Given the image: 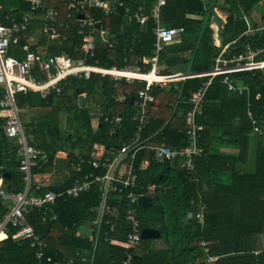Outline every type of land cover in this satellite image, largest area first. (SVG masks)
<instances>
[{
	"label": "trees",
	"instance_id": "trees-1",
	"mask_svg": "<svg viewBox=\"0 0 264 264\" xmlns=\"http://www.w3.org/2000/svg\"><path fill=\"white\" fill-rule=\"evenodd\" d=\"M262 1L166 0L160 7L159 24L184 27V32L160 50L159 74L211 69L224 45L238 37L237 43L227 49V56L245 53V44L249 42L253 48L263 47L264 32L254 37L244 34L248 27L246 17L254 23L253 12ZM49 2H55L61 18H65L61 0ZM111 2L116 5L112 14L99 9L91 12L113 35L112 46L98 41L94 56L85 57L80 50L81 36L73 30L65 41L46 43L47 53L86 58L87 64L101 68L129 70L142 65L141 70L147 72L152 64H143L142 59L155 55L158 22L152 11L157 0ZM211 7H219L226 13L225 44H215ZM140 8L149 15L144 24L129 18ZM261 59L264 60V52L257 56V60ZM224 76L213 77L203 96L202 109L196 114L200 127L197 144L202 152L196 156L193 169L183 166V157L155 159L149 146L163 142L171 147L187 145L186 119L192 108L189 100L208 76L186 77L165 86L154 83L149 91L158 102L148 104L146 123L141 130L146 146L134 158L136 183L121 193H109L108 205L118 210L119 216L103 217L101 234L95 235L97 242L77 234L81 226H91L99 216L97 207L102 193L99 186L93 185L78 197L64 195L54 205L32 207L24 218L25 224L34 229L30 236L14 237L23 225H9L7 237L5 233L0 235L5 237L0 241V264H121L123 249L109 240L123 239L131 230L126 215L129 206L139 211L140 230L148 227L160 231L157 238L141 239L133 264H264V68L233 75L235 85L245 86L242 91L229 89ZM73 78L62 81L59 93L53 91L46 97L35 91L17 95L26 135L43 153L33 168L35 173L43 171L41 165H52L60 150H68L69 164L76 160V150H80L85 158L83 174L101 173L104 167L92 168L89 161L112 158L138 130L139 123L132 117L145 81L127 82L126 78L116 80L92 73L89 78L83 77L87 84L79 85ZM77 89L86 93L87 104L85 101L80 105ZM36 108L40 111L26 121L25 112ZM248 108L258 117L260 132L254 131ZM93 110L96 114L91 115ZM61 113L66 115V129L60 126ZM119 116L120 121L115 123ZM68 145L72 150L67 149ZM17 147L15 139L0 134V178L9 174L4 182L9 192L22 191L25 186ZM144 161H148L145 167ZM72 181L71 177L56 188L43 187L34 193L61 191L71 186ZM149 184L157 186L151 205L141 206L137 200H130L129 193H145ZM9 205L0 198V220ZM203 206L204 218L199 221L196 215ZM108 220L115 223L114 230ZM97 230L98 226L95 233ZM160 241L162 244L157 247L156 242Z\"/></svg>",
	"mask_w": 264,
	"mask_h": 264
},
{
	"label": "built area",
	"instance_id": "built-area-1",
	"mask_svg": "<svg viewBox=\"0 0 264 264\" xmlns=\"http://www.w3.org/2000/svg\"><path fill=\"white\" fill-rule=\"evenodd\" d=\"M28 2L30 3V8L22 12L19 17H15L12 14V10L3 13L2 5L0 4V87L3 89V93L0 94V130L2 128L7 138L15 139L18 142L17 155L21 159L19 171L25 185L22 191L9 192L3 185L4 178H0V198L10 203L8 211L0 220V235L5 233L7 236L9 225H23L13 236L16 238L30 236L33 234L34 229L31 225L25 224L24 218L25 213L32 207L54 205L57 199L64 195L67 197H78L81 193L91 189L93 185H97L102 193L101 204L97 207L99 216L92 221L91 226L89 225L93 229L89 237L97 242L95 235L97 233L101 234L100 227L103 217L110 215L111 218L116 219L119 216V211L108 205L109 193L122 192L125 188L132 187L136 183L137 176L134 172V158L137 151L146 146L142 139L141 130L146 123L148 104L156 102L155 96L149 91L151 86L154 83L165 86L169 82H176L186 77L208 76V80L203 83L199 90L191 94L189 100L192 108L188 112L186 119L187 145L171 147L163 142L149 146L154 153L155 159L164 161L183 157L185 160L183 166L193 169L196 156L201 155L202 152L197 144L198 129L200 127L196 122V114L202 109V100L208 85L212 82L213 77L225 75L224 82L228 84L229 89L244 90V86L235 85L232 74L263 69L264 60H257L256 58L260 53L264 52V46L253 48L250 43H247L245 53H234L227 56L228 47L237 43L238 37L222 48L215 59L216 65L213 68L203 72H178L169 75H158L159 79H149L145 76L147 72L145 73L139 68L134 71V75H124L120 72L125 69L116 67L101 68L90 65L85 62L86 58L76 59L67 53L50 55L44 51H34L31 49L34 44L31 39L23 44L25 55L19 58L11 54V47L21 43V34L27 31L33 24L32 20L37 18H41L43 21V24H41L43 33L47 34L52 40H67L70 32L76 30L81 35L82 46L80 50L85 57L94 56L99 44L98 41L109 46L113 45V35L103 28L102 21L91 12L93 9H99L104 14H112L116 9V5L111 0H61L66 9L65 18H61L59 7L50 4L48 0H28ZM165 2L166 0H157L152 11L158 25L155 29V57L151 62L152 69L148 73L158 74V53L165 44L176 41L184 32V27H166L159 24L160 7ZM129 18H135L141 24H144L148 20L149 15L140 8ZM258 31L264 32V21L259 27L249 29L244 34L251 36ZM143 61L145 63L150 62L146 58ZM92 73H101L103 76H110L116 80L126 78L129 82L136 79L146 81L145 88L139 91L140 102L132 117L139 123L138 130L127 142L123 143L118 153L112 158L106 156L101 160L91 159L89 161L92 168L99 170L104 167V171L101 173L87 172L83 174L85 158L77 153L75 155L76 160L71 162L73 171L71 186L61 191L48 190L42 194H35L34 191L36 189L39 190L41 186L35 181L36 173L33 168L39 163L43 153L40 148L32 144L26 135L22 110L18 104L17 95L20 92L35 91L39 92L42 97H46L53 91L59 93L62 81H65L68 77L83 76L89 78ZM259 96L260 93L257 97ZM247 113L254 131L260 132L262 129L254 111L248 108ZM120 119V116L116 117L115 123L119 122ZM143 164L147 165L148 161H144ZM147 189V194L154 193L156 184L149 185ZM128 197L132 202L138 200V195L133 192L129 193ZM203 209L204 206L196 215L199 221H203ZM126 215L131 230L128 231L125 238L112 237L109 241L111 244L123 249L124 258L121 264H133L138 247L142 242L141 239H143L141 235L142 229H139L140 214L135 207L129 206ZM107 224L111 225V230L115 229L114 222L110 223V220H108ZM97 226L98 230L95 233ZM4 238L0 237V241Z\"/></svg>",
	"mask_w": 264,
	"mask_h": 264
},
{
	"label": "crops",
	"instance_id": "crops-1",
	"mask_svg": "<svg viewBox=\"0 0 264 264\" xmlns=\"http://www.w3.org/2000/svg\"><path fill=\"white\" fill-rule=\"evenodd\" d=\"M50 1V0H49ZM1 4V3H0ZM50 4H53V5H55V2L54 3H52V2H50ZM2 5V4H1ZM16 5V4H15ZM57 6V5H56ZM16 7H17V5L16 6H11L9 9H7V10H5V8L3 7V5H2V11H3V13H7V12H9L10 10H12V14L15 16V17H19L20 15H21V13L22 12H24V11H27L29 8H30V3L28 2V0H26V5L24 6V7H21L20 8V10H17L16 9ZM58 7V6H57ZM13 8H14V10H13ZM256 8V7H255ZM264 12H262V13H260L258 10H254V12H253V18H255V20H254V23L248 18V17H246V20H247V24H248V27H247V30L246 31H248L249 29H253V28H257V27H259L262 23H263V14ZM225 17V16H224ZM33 21V24L31 25V27L32 28H37L36 30H38L36 33H38V32H41V33H43V31H42V29H41V24H43V21L41 20V18H37V19H33L32 20ZM35 21H40L39 23H34ZM214 22H212V28H213V30H214V38H215V44H217V45H219V39H218V34H217V29H216V24H213ZM73 31V30H72ZM76 31V30H75ZM245 31V32H246ZM260 34V33H263V31H258V32H255L253 35H251V36H249V37H254V36H256L257 34ZM43 34H45V33H43ZM70 34H71V32H70ZM76 34H78L77 33V31H76ZM47 35V34H46ZM79 36H81L80 34H78ZM48 36V35H47ZM70 36V35H69ZM246 36H248V35H246ZM36 37V38H35ZM35 37L32 35L29 39H31L32 41H33V45L31 46V49L32 50H34V47H36V49L37 50H39V51H44V52H47V50H46V43L45 44H42V42L41 41H39L38 40V38H37V34L35 35ZM49 37V36H48ZM69 38V37H68ZM22 42L20 43V44H17V46H20L21 48H22V50L24 51V53L22 54V56H24L25 55V49H24V47H23V44L25 43V42H27L28 41V39L27 38H25L24 36H22ZM239 39V38H238ZM49 41L50 42H52V41H61V40H52L50 37H49ZM63 41H65V40H63ZM250 43V42H249ZM246 45L247 44H245V52H246ZM251 45V44H250ZM33 47V48H32ZM34 51H36V50H34ZM159 54V53H158ZM16 56V55H15ZM158 56V55H157ZM18 57V56H17ZM155 57V55L153 56V57H144V58H146V59H148L150 62H148V63H145L144 61H143V59H142V62H143V64H149V63H151L152 61H153V58ZM257 59V58H256ZM152 64V63H151ZM215 65H216V62H215ZM214 65V66H215ZM145 67V66H144ZM143 67V68H144ZM142 69V65H141V68H140V66H137L135 69H133V68H131V69H129V71H133V70H137V69ZM152 69V66H151V68L148 70V71H150ZM159 70H160V67H158V65H157V71H158V73H159ZM150 73H153V72H150ZM147 74V73H146ZM155 75H156V77H154L153 79H157V77H159L158 76V74H156V73H154ZM102 75V74H101ZM103 76V75H102ZM110 77V76H109ZM111 78V77H110ZM113 79V78H112ZM121 80V79H120ZM126 81L127 82H129L127 79H126ZM137 81H139V82H144V81H141V80H137ZM239 84H241L242 82L240 81V82H238ZM245 87V86H244ZM143 89V88H142ZM84 96H85V98H86V93H84ZM139 97V96H138ZM85 98H84V104H85ZM121 98V97H120ZM140 99V98H139ZM158 101H157V99H156V102L155 103H157ZM88 103V101H86V104ZM83 104V105H84ZM36 109H39V108H36ZM36 109H34V110H36ZM99 110V109H98ZM95 110H93V111H91V115H93V114H96L95 112H94ZM63 113H61L60 114V116L62 115ZM64 116H65V121H66V115L64 114ZM62 124V123H61ZM2 135V134H1ZM175 147H177V146H175ZM69 149L70 150H72V147L70 146L69 147ZM58 152V151H57ZM68 150L66 151H63V150H60L58 153H60V155H56L55 154V157H54V162H53V164L51 165H49V166H46V167H43V165H41V169H43V171L42 172H37L36 173V177H35V181H36V183L37 184H39L40 186H41V188H43V187H53V188H56L57 186H59L60 184L62 185L66 180H69V176L71 175V173H73L71 170H72V168H71V166H70V164L68 163V160L67 159H65V155L67 156L68 155ZM65 153V154H64ZM80 154V150H76V153L75 154ZM104 153V152H103ZM63 154H64V156H63ZM145 167V166H144ZM100 170V169H99ZM98 173V172H97ZM5 182V181H4ZM3 185H4V183H3ZM41 188H40V190H41ZM37 190V189H36ZM54 190V189H53ZM56 191V190H55ZM86 226H88V227H90L89 225H87L86 224ZM90 228H92V227H90ZM77 234H79V235H81L80 234V230L78 231V233ZM89 237V236H88Z\"/></svg>",
	"mask_w": 264,
	"mask_h": 264
},
{
	"label": "rangeland",
	"instance_id": "rangeland-1",
	"mask_svg": "<svg viewBox=\"0 0 264 264\" xmlns=\"http://www.w3.org/2000/svg\"><path fill=\"white\" fill-rule=\"evenodd\" d=\"M17 7H24L26 5V0H5L2 5L4 6L5 10L9 9L11 6H16ZM219 10L220 8L217 7ZM66 10V9H65ZM255 10H258L260 13L264 12V1H262L259 5L256 6ZM66 12V11H65ZM220 12L226 17V13L223 12L222 10H220ZM40 21H35L34 23H39ZM215 24V23H213ZM37 28H32L30 27L27 31L23 32L21 34V36H24L25 38H27L29 40V38L33 35L35 37V35L37 34V38L39 41L42 42V44H45V43H48L49 42V37L46 35V34H43L41 32H38L36 33L38 30H36ZM36 38V37H35ZM56 43H59V42H56ZM24 53V51L22 50V48L20 46H17V45H12L11 47V54L13 55H16V56H22V54ZM74 81H76L77 84L79 85H85V83L87 84L88 82L86 81L85 78H83V76H76L73 78ZM38 111H40V108L39 109H36V110H29L27 112H25L24 114V118L25 120H29V118L31 116H34ZM60 119H61V123L60 126L62 127V129H66V121H65V116L64 114H62L60 116ZM93 123L96 124V119L95 117L93 118ZM96 127V126H94ZM26 130V129H25ZM96 130V128H95ZM29 140H30V137L28 136ZM68 147H70V145H68ZM69 149V148H67ZM59 152V151H58ZM56 152V155H60V153ZM68 153V152H67ZM65 154V153H64ZM63 154V156H64ZM62 155V154H61ZM60 155V156H61ZM68 158V155L66 156L65 155V159ZM143 165H146V164H143ZM70 166L72 168V163H70ZM72 171V170H71ZM73 172V171H72ZM72 174L69 176V178H71ZM161 241L160 242H156V246L157 247H160L161 246Z\"/></svg>",
	"mask_w": 264,
	"mask_h": 264
},
{
	"label": "water",
	"instance_id": "water-1",
	"mask_svg": "<svg viewBox=\"0 0 264 264\" xmlns=\"http://www.w3.org/2000/svg\"><path fill=\"white\" fill-rule=\"evenodd\" d=\"M204 1L209 2L210 0H204ZM210 10L212 11V21L216 24L219 44L221 43L225 44L224 34H225V28H226V23H227L226 17H224V15L220 12V10L217 7H211ZM81 17H83V15H81ZM20 41L22 42V39H20ZM229 53H231V50H229ZM234 74L235 73H233L232 76ZM77 93L79 95V103L80 105H83L84 98H85L84 93L80 89H77ZM1 134L2 136H5V133L2 128H1ZM8 176H9L8 173L4 174L5 179ZM138 202L141 206H149L152 204V198L149 196L140 195L138 197ZM92 232H93V229L86 225H83L80 227V234L82 236H90ZM141 235L144 239L157 238L160 236V231L157 228L145 227L142 229Z\"/></svg>",
	"mask_w": 264,
	"mask_h": 264
},
{
	"label": "clouds",
	"instance_id": "clouds-1",
	"mask_svg": "<svg viewBox=\"0 0 264 264\" xmlns=\"http://www.w3.org/2000/svg\"><path fill=\"white\" fill-rule=\"evenodd\" d=\"M229 48V47H228ZM133 71H136V70H133ZM146 73V72H145ZM147 73H148V71H147ZM237 73V72H236ZM158 75H161V74H159L158 73ZM233 77V76H232ZM137 80V79H136ZM141 81H145V80H141ZM146 82V81H145ZM238 86H242V85H238ZM25 126V125H24ZM1 131V130H0ZM0 134H1V132H0ZM18 156V155H17ZM143 166V165H142ZM144 167V166H143ZM72 174V173H71ZM3 178H4V176H3ZM137 179V178H136ZM4 181H5V178H4ZM149 185H151V184H149ZM148 185V186H149ZM148 186L146 187V191H145V193H134L135 195H138V197L140 196V195H144V196H149V197H151L152 195H154L155 194V192L154 193H152V194H147L148 192H147V188H148ZM133 187V186H132ZM156 188H157V186H156ZM113 193H121V192H113ZM138 201V200H137ZM7 237V236H6Z\"/></svg>",
	"mask_w": 264,
	"mask_h": 264
},
{
	"label": "bare ground",
	"instance_id": "bare-ground-1",
	"mask_svg": "<svg viewBox=\"0 0 264 264\" xmlns=\"http://www.w3.org/2000/svg\"><path fill=\"white\" fill-rule=\"evenodd\" d=\"M120 73L124 74V75H134V71H129V70H123ZM146 77H148L149 79H153L154 77H156V75L154 73H147L145 74ZM158 78V77H157ZM159 79V78H158Z\"/></svg>",
	"mask_w": 264,
	"mask_h": 264
}]
</instances>
